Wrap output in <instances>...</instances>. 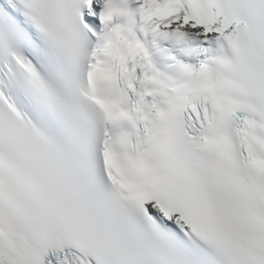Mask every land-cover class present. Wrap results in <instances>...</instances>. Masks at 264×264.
<instances>
[{"label": "snow or ice", "instance_id": "6c2138e0", "mask_svg": "<svg viewBox=\"0 0 264 264\" xmlns=\"http://www.w3.org/2000/svg\"><path fill=\"white\" fill-rule=\"evenodd\" d=\"M0 264H264V0H0Z\"/></svg>", "mask_w": 264, "mask_h": 264}]
</instances>
